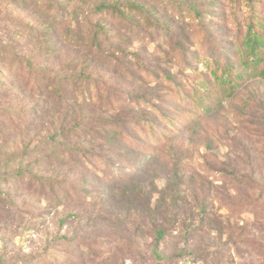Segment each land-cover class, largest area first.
Masks as SVG:
<instances>
[{"label":"rangeland","instance_id":"obj_1","mask_svg":"<svg viewBox=\"0 0 264 264\" xmlns=\"http://www.w3.org/2000/svg\"><path fill=\"white\" fill-rule=\"evenodd\" d=\"M206 1L0 0V264H167L149 257L153 230L160 224L168 233L159 250L171 258L169 264H264V80L252 82L244 104L226 100L204 126L175 137H180L175 139L179 149L165 148L173 161L192 157L200 166L168 165L155 157L132 181L113 187L85 163L101 150L116 155L123 130H113L116 140L106 137L112 115L102 106L51 114L28 75L35 68L58 71L62 80L80 74V69L67 70L68 60L82 66L99 27L102 49L90 53L93 70L83 74L95 83L147 93L150 88L131 83L125 68L141 62L182 71L174 64L167 69L175 45L191 41L175 15L181 3ZM101 4L124 10L128 4L143 6L151 22L143 24L140 12L130 10L126 20H119ZM63 17L77 21L83 45L48 56V49L64 43L58 28ZM213 28L211 40L227 49L233 28L219 23ZM142 69L136 65L133 72L140 75ZM82 117L86 120L78 127ZM234 175L247 177L245 184ZM235 203L248 210L234 211ZM201 207L217 221L185 236L180 223L198 219ZM172 209L180 215L173 226Z\"/></svg>","mask_w":264,"mask_h":264},{"label":"trees","instance_id":"obj_2","mask_svg":"<svg viewBox=\"0 0 264 264\" xmlns=\"http://www.w3.org/2000/svg\"><path fill=\"white\" fill-rule=\"evenodd\" d=\"M99 7L112 10L119 20L128 18L126 10L138 11L143 24L151 22V17L144 14L143 6L128 4L125 10L118 9L115 4H101ZM180 7L175 17L187 29L189 34L187 39L191 41L187 40L183 45L179 43L175 45L173 59L167 63V69H172L174 64L182 71L173 73L141 62L125 68L131 83L136 81L137 84L150 88L147 93L140 94L132 89L123 90L121 87L95 83L92 81V76L83 74L85 70L90 72L93 70L90 53L95 54L96 49L98 51L102 49L99 32L103 33L104 30H99V27L98 32H93L91 36L88 43L90 51L84 55L82 66L74 59L68 60L67 70L72 71V74L80 69L81 73L77 76H67L62 80L58 77V71L47 72V69H43L36 72V68L28 73L33 82L32 86L43 92H39L40 96L44 97L46 104L51 105L52 111L49 112L51 114L75 108L89 109L91 106H102L112 115L107 119L108 125L104 130L106 137L111 140L117 139L114 129L119 127L120 131L123 130V137L116 142L119 146L116 155L112 151L101 150L100 154L86 157L85 163L92 168V172L103 175L102 177L113 184V187L132 181L133 176L155 157H161L168 165L171 163L176 165L179 161L182 166H200L192 157L173 161L171 151H165V148L173 146L172 148L179 149L180 145L175 139L178 140L180 137H175L204 126L209 114L226 100H235L244 104V97L250 90L252 82L258 79L264 80V0H207L205 3L194 5L181 3ZM73 20L75 19L67 17L61 19L62 24L58 28H62L64 43L48 49V56L64 53L65 47L74 43L77 44L76 46L83 45L82 34L77 32V21L75 25ZM216 23L231 25L234 30L232 42L227 49L211 40V33L208 30L215 31L213 27ZM164 34L166 35L167 31ZM47 47L49 48V45ZM136 65L144 67L140 75L138 73L135 75L133 72L137 71ZM185 70L188 72L183 73ZM235 111L236 116H242L240 110L235 109ZM130 114H135V117L131 118ZM85 120L82 117L75 124L81 127ZM48 140L55 141L53 138ZM105 144L108 145L107 142ZM79 168H82L81 163ZM207 170L206 172L210 171L212 175L219 177L216 172ZM234 176L240 184H245L243 180L247 177ZM49 187L50 190L53 188L51 184ZM0 194L3 192L1 191ZM62 196L68 200L65 193H62ZM232 205L233 208L237 207L234 211L239 213L248 210V206L241 203ZM147 206H144L145 211L149 210ZM229 206L232 208L231 205ZM88 215H97V213ZM169 216H171V226L179 223L178 209H172ZM217 219L215 215L208 213L205 207H201L198 219L196 216H191L189 220H182L180 227L188 237L202 233L209 222L213 223ZM146 225L143 224V230H148ZM153 231L154 242L149 250V257L157 262L169 264L171 258L166 260L159 250V243L168 230L165 225L160 224ZM184 255L182 253L181 257Z\"/></svg>","mask_w":264,"mask_h":264}]
</instances>
